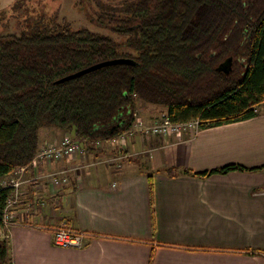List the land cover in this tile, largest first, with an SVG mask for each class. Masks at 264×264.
Returning a JSON list of instances; mask_svg holds the SVG:
<instances>
[{
    "label": "trees",
    "instance_id": "1",
    "mask_svg": "<svg viewBox=\"0 0 264 264\" xmlns=\"http://www.w3.org/2000/svg\"><path fill=\"white\" fill-rule=\"evenodd\" d=\"M114 18L123 43L87 28L38 21L0 34V179L31 166L39 131H68L86 150L129 132L139 101L162 106L170 120L200 128L256 117L264 105V0H130ZM103 18L104 16L101 15ZM122 16V17H121ZM129 58L77 77L103 61ZM231 59L228 72L222 63ZM235 170L171 167L207 177ZM150 192L153 179L149 176ZM14 189L0 185V230ZM0 236V264H13Z\"/></svg>",
    "mask_w": 264,
    "mask_h": 264
},
{
    "label": "crops",
    "instance_id": "2",
    "mask_svg": "<svg viewBox=\"0 0 264 264\" xmlns=\"http://www.w3.org/2000/svg\"><path fill=\"white\" fill-rule=\"evenodd\" d=\"M160 107L139 101L136 114L146 119L166 111ZM190 134L178 140L131 136L123 148L140 158L120 164L103 162L115 152L101 141L88 150L83 167L79 155L32 164L17 219L0 230L11 240L13 264H264V105L251 119ZM67 135L43 127L40 147ZM227 164L248 170L207 177L167 173ZM71 169L65 185L47 177ZM61 227L85 232L84 246L57 245Z\"/></svg>",
    "mask_w": 264,
    "mask_h": 264
},
{
    "label": "rangeland",
    "instance_id": "3",
    "mask_svg": "<svg viewBox=\"0 0 264 264\" xmlns=\"http://www.w3.org/2000/svg\"><path fill=\"white\" fill-rule=\"evenodd\" d=\"M126 1L130 0H0V34H21L27 28L29 29L31 25L36 24L38 21H49L52 23L61 22L63 19H66L72 24L74 29L87 28L91 31L108 35L118 43H123L126 40V37L113 30L111 16H114V18L120 16L119 10ZM101 15L104 17L100 19V17H102ZM164 113H166V111H160L155 114H147L146 119H143L141 116H139L140 114H136L135 122L132 127L133 133L132 135L128 134L129 136L124 142H127L131 136L140 138L143 135L144 138H142L146 139L148 136L150 137L153 135H168L170 138L178 140L187 138L191 135L190 132L186 131L181 135H146L143 133V131H139L140 127L138 125V120H142L144 124L148 126L157 124L162 121ZM124 142L122 138L118 142H109L111 143L110 145L113 146L112 151L115 152L114 155H125V159L123 160H128V162L138 160L140 158L138 155H127V152L123 148V146H125ZM104 143L101 141L100 144ZM84 149L86 150V148ZM74 155L80 156L79 161L76 162L77 165L83 167L84 165L88 164V150H86L83 154L78 153ZM114 155L106 157L103 162L106 164H111L109 160L113 158ZM142 158L144 159L145 157L142 156ZM139 168L141 169L140 165Z\"/></svg>",
    "mask_w": 264,
    "mask_h": 264
},
{
    "label": "built area",
    "instance_id": "4",
    "mask_svg": "<svg viewBox=\"0 0 264 264\" xmlns=\"http://www.w3.org/2000/svg\"><path fill=\"white\" fill-rule=\"evenodd\" d=\"M136 116V113H135ZM140 127L139 131H143L144 134H177L181 135L183 132L196 131L200 128L199 120H190L186 122H174L170 120L167 113L163 114L161 122L153 125H145L142 120H138ZM131 129L127 133H123L118 137H115L112 142H118L122 138L123 142L131 134ZM129 134V135H128ZM86 150L84 147L73 138L71 135H67L61 139H57L39 148L32 164H38L40 161L50 162L52 160L67 158L74 154L84 153ZM125 158V155L114 156L109 161L111 164L120 163ZM29 166H21L16 168L9 176L0 179V185L6 187H12L14 189L13 196L8 200L6 206V213L4 217V228H8L17 219V207L21 200L22 189L25 183L24 173ZM71 170H61L59 172H53L47 174L48 179L54 186H62L69 182V172ZM86 233L77 231L68 227H61L55 231L54 240L55 243L62 247L69 248H81L85 244Z\"/></svg>",
    "mask_w": 264,
    "mask_h": 264
},
{
    "label": "water",
    "instance_id": "5",
    "mask_svg": "<svg viewBox=\"0 0 264 264\" xmlns=\"http://www.w3.org/2000/svg\"><path fill=\"white\" fill-rule=\"evenodd\" d=\"M230 62H231V59H229L228 61H225L224 63H222V65L220 66L222 70L228 72L229 69H230ZM120 63H131V59L129 58H116V59H112V60H107V61H103V62H100L98 64H95V65H92L88 68H85L83 70H80L74 74H71L70 76H68L67 78H73V77H77V76H80L82 74H85L89 71H92V70H95V69H98L102 66H105V65H111V64H120Z\"/></svg>",
    "mask_w": 264,
    "mask_h": 264
}]
</instances>
